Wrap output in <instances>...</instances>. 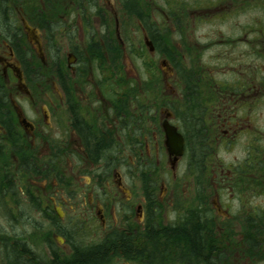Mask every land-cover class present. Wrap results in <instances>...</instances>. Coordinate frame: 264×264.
I'll return each mask as SVG.
<instances>
[{
	"label": "flooded vegetation",
	"instance_id": "obj_1",
	"mask_svg": "<svg viewBox=\"0 0 264 264\" xmlns=\"http://www.w3.org/2000/svg\"><path fill=\"white\" fill-rule=\"evenodd\" d=\"M133 2L0 0L2 264L26 200L36 264H264V0Z\"/></svg>",
	"mask_w": 264,
	"mask_h": 264
},
{
	"label": "trees",
	"instance_id": "obj_2",
	"mask_svg": "<svg viewBox=\"0 0 264 264\" xmlns=\"http://www.w3.org/2000/svg\"><path fill=\"white\" fill-rule=\"evenodd\" d=\"M38 2L37 8L41 6L43 2L51 3L56 1L59 5L62 2L68 0H36ZM134 0H124L125 7L128 6L129 2ZM134 3V2H133ZM139 9V5L137 4ZM185 238L183 245L177 247L180 254V264H222L224 253L219 244H215L214 240H210L206 233H203L200 226L196 223L193 224L191 230L186 231L184 234ZM11 246V244H10ZM11 251L8 254V264H36L35 253L33 249L30 248L29 244L25 241L23 245L17 247L16 244L12 245ZM101 249H94L92 254L81 257L83 261H92L95 258L94 254L99 253ZM116 251L114 248H106L103 251L105 263H111V258L114 255L110 252ZM102 255V253H101ZM100 255V256H101ZM79 260V261H81ZM54 264H65L63 261L56 260Z\"/></svg>",
	"mask_w": 264,
	"mask_h": 264
},
{
	"label": "rangeland",
	"instance_id": "obj_3",
	"mask_svg": "<svg viewBox=\"0 0 264 264\" xmlns=\"http://www.w3.org/2000/svg\"><path fill=\"white\" fill-rule=\"evenodd\" d=\"M28 178V177H27ZM32 180L34 178L30 177ZM27 182V181H26ZM21 228L22 230H19V232L24 235V240L29 244L31 249H34L35 251H39L42 254H47L45 249L41 248L39 246L40 244L36 243V235H37V229L33 227V220L38 217L37 212L35 211L34 205L33 204H28L27 200L25 201L24 205V212L23 214H19L17 212V218H21ZM31 218V219H30ZM0 224L6 228L9 226V224L4 221L2 218H0ZM12 224V222L10 223ZM23 231V232H22ZM11 248L8 249V254L10 253ZM4 259V253L3 250L0 249V264H2V260Z\"/></svg>",
	"mask_w": 264,
	"mask_h": 264
},
{
	"label": "water",
	"instance_id": "obj_4",
	"mask_svg": "<svg viewBox=\"0 0 264 264\" xmlns=\"http://www.w3.org/2000/svg\"><path fill=\"white\" fill-rule=\"evenodd\" d=\"M168 137H169L170 145L173 149L172 152H174L178 155H182L184 152V139H183V137L180 134H178L175 129L169 131Z\"/></svg>",
	"mask_w": 264,
	"mask_h": 264
}]
</instances>
